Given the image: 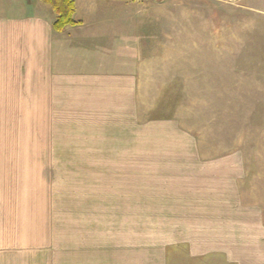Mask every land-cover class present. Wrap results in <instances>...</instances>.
<instances>
[{
    "label": "crops",
    "instance_id": "0c3cea01",
    "mask_svg": "<svg viewBox=\"0 0 264 264\" xmlns=\"http://www.w3.org/2000/svg\"><path fill=\"white\" fill-rule=\"evenodd\" d=\"M73 2L79 24L58 32L40 0H0V256L42 247L51 254L54 151H69L72 164L107 167L96 182L139 176L147 200L171 199L153 212L172 216L170 225L156 220L155 228L173 231L156 246L181 264H264V191L256 185L264 181V143L254 140L261 117L245 113L254 94L238 91L229 101L227 77L194 58L185 72L192 109L181 119L177 100L168 116L150 96L166 86L171 66L162 58L150 73L129 37L131 20L105 14L117 0ZM181 69L174 66V81Z\"/></svg>",
    "mask_w": 264,
    "mask_h": 264
},
{
    "label": "rangeland",
    "instance_id": "374dc122",
    "mask_svg": "<svg viewBox=\"0 0 264 264\" xmlns=\"http://www.w3.org/2000/svg\"><path fill=\"white\" fill-rule=\"evenodd\" d=\"M107 9L105 14L123 15L131 20L129 37L133 47L145 53L141 57H148L150 73H157L155 67L162 58L171 66L165 69L166 86L155 88L150 96L164 103L168 116L180 100L181 119L187 120L194 96L185 72L192 68L195 58L198 68L227 77L229 101H235L232 94L238 91L244 90L247 97L254 94L253 101L245 104V113L246 117L249 114V119L251 114L261 117L262 132L255 135L254 140L262 142L263 146L264 0H117L114 7ZM176 64L182 69L181 76L174 81ZM203 79L204 71L198 75V81L201 80L198 85ZM176 81L180 83L179 88L172 86ZM210 84L212 86V81ZM199 90L198 86L197 98ZM236 105L229 102V111L233 107L234 113ZM203 107L204 103H198L197 110ZM235 138L230 135V141H237ZM59 153L54 151L57 168L54 167L53 178L51 254L42 247L28 254L0 256V264H181L171 249L164 252L163 247L156 246L158 241L171 239L173 233L170 227L156 229V220L170 225L172 216H157L153 212L169 207L167 202L171 199L147 200L148 189H144L139 176H133L132 183L96 182L99 176L109 174L102 173L107 167H82L67 160L69 151ZM127 169L143 170L140 167ZM163 170L157 171L162 180L165 178ZM116 171L123 169L116 167ZM256 185L264 191V181Z\"/></svg>",
    "mask_w": 264,
    "mask_h": 264
},
{
    "label": "trees",
    "instance_id": "16d2710c",
    "mask_svg": "<svg viewBox=\"0 0 264 264\" xmlns=\"http://www.w3.org/2000/svg\"><path fill=\"white\" fill-rule=\"evenodd\" d=\"M46 4L54 13L53 29L63 31L68 26H76L79 21L74 19V2L73 0H40Z\"/></svg>",
    "mask_w": 264,
    "mask_h": 264
}]
</instances>
